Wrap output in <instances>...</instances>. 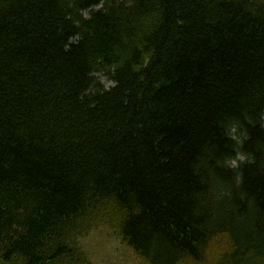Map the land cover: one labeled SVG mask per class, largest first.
<instances>
[{"label": "trees", "instance_id": "1", "mask_svg": "<svg viewBox=\"0 0 264 264\" xmlns=\"http://www.w3.org/2000/svg\"><path fill=\"white\" fill-rule=\"evenodd\" d=\"M103 222L143 264L264 261V0H0V264H95Z\"/></svg>", "mask_w": 264, "mask_h": 264}, {"label": "rangeland", "instance_id": "2", "mask_svg": "<svg viewBox=\"0 0 264 264\" xmlns=\"http://www.w3.org/2000/svg\"><path fill=\"white\" fill-rule=\"evenodd\" d=\"M97 81L109 88L114 83L106 75L97 74ZM95 264H142L136 254L106 225H99L82 240ZM253 264H262L256 260Z\"/></svg>", "mask_w": 264, "mask_h": 264}]
</instances>
